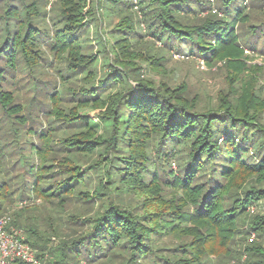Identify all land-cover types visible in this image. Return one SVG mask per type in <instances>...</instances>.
I'll return each mask as SVG.
<instances>
[{"label": "trees", "instance_id": "trees-1", "mask_svg": "<svg viewBox=\"0 0 264 264\" xmlns=\"http://www.w3.org/2000/svg\"><path fill=\"white\" fill-rule=\"evenodd\" d=\"M46 7L0 0V217L23 203L8 228L45 264H264V212L250 213L264 201V98L240 58L264 53V17L239 32L264 0ZM146 36L232 66L229 92L207 108L145 77L165 72L164 55L137 49Z\"/></svg>", "mask_w": 264, "mask_h": 264}, {"label": "rangeland", "instance_id": "rangeland-1", "mask_svg": "<svg viewBox=\"0 0 264 264\" xmlns=\"http://www.w3.org/2000/svg\"><path fill=\"white\" fill-rule=\"evenodd\" d=\"M249 2V1H248ZM220 0H210L211 6L215 7L216 4H219ZM46 9L49 12H52L48 7ZM137 10V8H135ZM141 13H139L140 15ZM205 16V14H204ZM264 17V9L255 8L251 9V17L248 24L240 25L239 32L242 39V42H246L247 33L249 29L253 28L252 24H257L258 20ZM118 17H114L112 22L109 23V27L117 24L119 22ZM109 22V20H107ZM103 30H106L103 27ZM91 32V39L93 49L97 50L100 48V44L98 40H96V32H98V27H95V30ZM145 33H148L145 30ZM98 42V44H97ZM137 49L140 50L144 55L156 54L158 56L164 55L163 69L165 72H161L160 70L153 71L149 69L147 65L146 71H144V76L152 78L156 81H167L172 85L185 84L188 87V97L190 99H194L198 101L200 106H207L210 108L213 105H217L219 102L220 96H223L225 93L229 92L231 83V75H232V66L228 67L224 61H220L217 63H213L211 66H208L205 63V60L199 56L195 55H186L183 52L176 51L173 49H169L165 46L161 41L152 38L151 36H146L143 41L136 45ZM244 54L240 57L241 60L245 61L247 65L252 66V70H248V73L245 77L246 80L251 77L256 79V87L257 90L260 91L261 96L264 98V53L261 51V42L257 45V48H250L249 46H244ZM103 64V63H102ZM145 63H142V65ZM48 77V76H47ZM48 78H53L49 76ZM81 113H86L90 116V123L92 127L98 131V133L102 132L103 123L102 120L98 117L100 111L95 108H85L81 110ZM31 203H40V201H31ZM19 202L14 203L8 212L4 213L1 218H10L8 226L11 222L12 212L17 209ZM264 212V201L260 202L259 205H256L251 208L250 213L252 215L263 213ZM13 227V226H12ZM17 229L16 227H13ZM26 238L27 235L24 232ZM251 239H257V235L252 232ZM47 256V255H46ZM213 259H216L215 255H213ZM247 256L243 255L241 259H233L232 264H246ZM230 263V264H231Z\"/></svg>", "mask_w": 264, "mask_h": 264}, {"label": "built area", "instance_id": "built-area-1", "mask_svg": "<svg viewBox=\"0 0 264 264\" xmlns=\"http://www.w3.org/2000/svg\"><path fill=\"white\" fill-rule=\"evenodd\" d=\"M55 1L48 0V8ZM9 219H0V264H45L44 258L27 241L23 230L8 228Z\"/></svg>", "mask_w": 264, "mask_h": 264}]
</instances>
